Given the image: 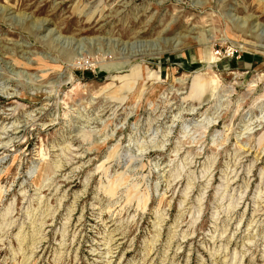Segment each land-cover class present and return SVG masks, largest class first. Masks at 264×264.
Returning <instances> with one entry per match:
<instances>
[{"label": "rangeland", "instance_id": "1", "mask_svg": "<svg viewBox=\"0 0 264 264\" xmlns=\"http://www.w3.org/2000/svg\"><path fill=\"white\" fill-rule=\"evenodd\" d=\"M0 264H264V0H0Z\"/></svg>", "mask_w": 264, "mask_h": 264}, {"label": "built area", "instance_id": "2", "mask_svg": "<svg viewBox=\"0 0 264 264\" xmlns=\"http://www.w3.org/2000/svg\"><path fill=\"white\" fill-rule=\"evenodd\" d=\"M216 54L221 56L222 58H225L226 56L225 55H222V53L220 51H216ZM234 56V53H232V58Z\"/></svg>", "mask_w": 264, "mask_h": 264}, {"label": "bare ground", "instance_id": "3", "mask_svg": "<svg viewBox=\"0 0 264 264\" xmlns=\"http://www.w3.org/2000/svg\"><path fill=\"white\" fill-rule=\"evenodd\" d=\"M242 25V24H241Z\"/></svg>", "mask_w": 264, "mask_h": 264}]
</instances>
